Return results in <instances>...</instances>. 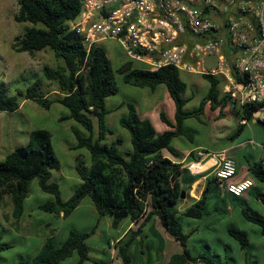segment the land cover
<instances>
[{
	"label": "trees",
	"instance_id": "trees-1",
	"mask_svg": "<svg viewBox=\"0 0 264 264\" xmlns=\"http://www.w3.org/2000/svg\"><path fill=\"white\" fill-rule=\"evenodd\" d=\"M81 8L82 0H18L17 21L30 22L31 25L15 37V50L33 54L49 48L62 63L57 67L44 66L45 78L56 85L53 96L44 91L40 78L26 91L19 90L17 94H10L7 86L0 83V112L16 111L21 107V101L27 99L36 101L45 109H50L54 103L65 105L69 112L59 119H75L87 130L84 132L73 128L77 137L73 148L88 149L91 164L87 165L82 155L77 156L76 170L82 182L74 194L65 200L59 183L52 179L53 170L61 168L52 132L46 128H36L31 131L27 143L16 146L0 160V204L6 196H10L14 217L19 220L25 211L30 184L38 178L41 189L51 195L38 206L45 212L66 218L85 197H90L101 216H112L114 227L127 218L141 222L137 230H131L128 237L117 245L118 255L124 264L132 262L131 247L143 230V225L154 216L160 219L167 232L183 248L182 252L170 257L168 264H238L234 257L228 260L231 257L223 258L218 252H198L195 255L191 252L189 240L197 229L186 231L183 217L204 220L216 211L223 216L228 213L229 203L225 198H219L222 191L216 176H213L208 179L201 197L181 210V205L200 175L192 174L189 168L183 167V163L173 161L164 153L167 149L179 157V151L172 147L173 139L186 136L192 140L194 137L186 126V120H201L208 103L212 108L227 103L228 96L221 94L220 90L221 78L203 74L210 83L209 90L197 107L188 108L191 99L186 96L188 84L177 67L168 65L150 70L125 61L115 69L102 44L95 43L88 50L84 37L70 24ZM117 73L123 74L127 83L139 87L155 90L160 84H166L176 105L175 121L161 111L162 120L170 128L159 133L149 118L140 115L136 104L128 101V112L120 118L121 125L130 132L132 142V149L125 151L119 147L123 143L121 137L107 141L108 134L114 132L107 125L106 118L111 109L106 102L109 96L119 92ZM259 107L260 104L255 102L245 104L240 110L242 118L255 119L254 114ZM250 168L264 182L262 162L251 164ZM183 192L185 197L182 196ZM258 197L264 205V194L259 193ZM220 202L221 207H218ZM240 203L245 204L246 201ZM242 215L247 221L257 224L259 232L264 235V214L243 207ZM96 227L89 231L73 229L64 240L51 234L37 254L19 259L18 264H62L75 251L79 255L75 264H85L88 260L99 263L91 257L88 244ZM227 231L238 242L246 264L252 262L255 258L254 243L249 232L235 224L229 226ZM12 247L13 244L4 241L0 233V264H6L3 252Z\"/></svg>",
	"mask_w": 264,
	"mask_h": 264
},
{
	"label": "rangeland",
	"instance_id": "rangeland-1",
	"mask_svg": "<svg viewBox=\"0 0 264 264\" xmlns=\"http://www.w3.org/2000/svg\"><path fill=\"white\" fill-rule=\"evenodd\" d=\"M18 12V0H0V83L7 86L10 94H17L19 90L26 91L37 79H42L44 91L50 96L54 95L56 85L49 83L44 76V66L50 65L57 67L62 60L56 57L51 49L36 51L30 54L27 51L18 52L14 48L15 37L22 34L30 22H20L16 19ZM107 50L115 69L120 67L126 54L120 42L116 39H107L101 43ZM213 59L208 58V63ZM135 66L146 68L142 62H135ZM117 83L119 92L107 98V107L111 112L107 115L106 121L108 127L114 134H108V142L113 141L117 136L123 139L122 145H119L122 151L132 149L130 132L120 123V118L128 112L127 102L132 101L140 115H148L159 133L168 129V125L162 120L160 113H165L175 118L176 105L166 84H160L155 90L149 87H139L124 80L123 74L117 73ZM181 77L188 84L186 96L191 97L187 104L188 108L197 107L201 98L207 93L210 83L204 75L200 73H188L181 71ZM69 112V109L61 104L54 103L50 109L43 108L39 103L32 99L22 100L21 107L13 112H0V160L13 151L16 146L25 144L30 139V133L36 128H46L52 132L53 145L57 157L61 162L60 170H53L52 179L56 180L61 189L62 197L69 199L75 192L78 185L82 182L77 170V156L82 155L86 164H91V154L86 148H73L77 142V137L73 128H79L84 132L87 130L75 119L60 121L63 114ZM207 119L209 120L208 116ZM197 119L189 118L186 124L189 127L198 125ZM227 120L237 121V117L228 116ZM254 124L253 120H250ZM96 132H97V120ZM254 126V125H253ZM170 128V127H169ZM241 140L250 136L243 134L237 135ZM173 146L180 149L192 145L186 137L179 136L174 138ZM175 146V147H176ZM250 148V147H249ZM238 154L241 159H246L247 150ZM51 198V195L43 191L39 185L38 178L30 184V193L25 200V211L23 216L17 220L13 214V202L10 196H6L0 204V233L3 234L4 241L11 242L13 247L3 252L6 264H18L21 258H30L37 254L45 243L48 235L54 234L60 240L68 237L73 229L89 231L94 226L96 230L88 239L90 245V255L104 264L106 253L102 250L108 248V238L116 237L120 231L127 226L129 220H123L118 227L113 226V218L105 215L101 216L95 208L90 197L83 199L79 208L64 218L62 215L57 217L55 214L45 212L38 206L41 202ZM190 200V198H189ZM192 202V201H191ZM183 207H181V210ZM261 208V207H260ZM214 219L216 224L212 229H204L205 222ZM185 230L190 226L199 225L201 231L192 235L189 240V248L195 255L200 252L211 254L218 252L223 258L231 260L234 257L238 264H246L243 252L240 250L238 242L231 237L227 229L231 225H237L249 232L250 239L255 245V257L249 264H264V235L259 233L258 225L247 221L241 208H237L233 217L219 216L215 220L212 218L198 220L189 217H183ZM155 244L158 239L152 237ZM146 239L138 243V253L135 254L132 264H146L140 258L146 260L143 256H148ZM118 245V244H117ZM116 245V247H117ZM166 248L170 242H166ZM112 246V244H111ZM144 253H143V252ZM155 248L152 252L155 253ZM78 253L75 251L73 256L63 261L62 264H75L78 260ZM242 262V263H241ZM87 264H97L87 262ZM168 264V262H166Z\"/></svg>",
	"mask_w": 264,
	"mask_h": 264
},
{
	"label": "built area",
	"instance_id": "built-area-1",
	"mask_svg": "<svg viewBox=\"0 0 264 264\" xmlns=\"http://www.w3.org/2000/svg\"><path fill=\"white\" fill-rule=\"evenodd\" d=\"M70 24L88 50L116 39L126 61L147 69L171 65L222 78L228 100L240 107L259 103L254 116L264 122V0H82ZM219 155L214 176L220 190L243 196L255 181L233 180L236 160Z\"/></svg>",
	"mask_w": 264,
	"mask_h": 264
},
{
	"label": "crops",
	"instance_id": "crops-1",
	"mask_svg": "<svg viewBox=\"0 0 264 264\" xmlns=\"http://www.w3.org/2000/svg\"><path fill=\"white\" fill-rule=\"evenodd\" d=\"M126 60L127 56L122 61V64ZM221 80V94H225V81L222 78ZM240 110L241 107L239 105L229 100L225 104L221 103L220 105L216 106V108H212V106L208 103L206 105L205 114L203 115L202 119L196 120L198 123L197 126L189 127L186 124L188 129L193 133L194 137L192 140L186 136L184 137H186V139L191 142L192 145L180 149L176 145L175 147L172 144V147L179 151V157L172 155L167 149L164 150L165 155L171 158L173 161L183 163V167L189 168L192 174L200 175L197 181L193 183L192 188L190 189V195L187 196L181 205V207H183L182 209L193 204L201 197L208 179L214 176L216 165L221 159L219 154L224 151L226 155L234 158L237 162L238 170L233 180L241 181L247 178H252L255 181V185L239 199L233 197L230 193L220 192L219 198H225V200L229 203L228 213L223 216L233 217L235 215L236 209L241 208L242 210L243 207H250L257 213L264 214V205L258 197L259 193L264 194V182L260 181L250 168L251 164H254L255 162H262L264 166V122L258 118L252 119L254 124H252L250 120H248V122H243ZM141 116L147 117L148 115ZM207 116L209 120L207 119ZM228 116L237 117V121L232 122V120H227ZM171 120L175 121V118H171ZM243 134L250 137L244 140H241L240 137H237V135L242 136ZM172 143H174V139ZM245 149H248L246 153L247 156L246 159L243 160L238 154L240 153L239 151L245 152ZM200 152L204 154L200 155ZM243 200L246 201L245 204L240 203ZM221 204L222 202L218 204V207H221ZM80 205L77 208H79ZM214 215L215 220L218 219L219 213L217 211L214 212V214L209 218H212ZM127 220H129L127 226L124 227V229L120 231L119 235L116 237L108 238V248L106 250L102 249L106 253V258L103 262L104 264H124L122 258L118 255V248L114 245L111 246V241L116 240L119 244L122 242V240H125L128 237V234L131 230H137L141 223L138 221H133L130 218H127ZM215 224L216 221L211 219L208 222H205L204 229H212L214 228ZM189 227L191 228L188 231L191 229H197L195 233L202 230V227L199 225L193 227L189 225ZM257 231L259 232V229ZM153 236L158 239L157 244H155L153 241ZM56 237L59 238L58 236ZM144 238L146 239L145 244L147 246L148 256H143L146 258V260H143L142 258L140 259L142 262L145 261L146 264H166V262L169 261L170 257L174 253H180L183 251L181 244L167 232L160 219L154 216L151 220L143 225V230L140 232L138 238L131 247L133 258L130 264L133 263L135 254L137 255L138 253L139 241H142ZM167 241L170 242L168 248H166ZM255 246L256 248H259V246L254 244L253 254L255 257H257L255 255ZM153 248L156 250L155 253L152 252ZM87 262L93 261L88 260ZM87 262L85 264H87Z\"/></svg>",
	"mask_w": 264,
	"mask_h": 264
},
{
	"label": "water",
	"instance_id": "water-1",
	"mask_svg": "<svg viewBox=\"0 0 264 264\" xmlns=\"http://www.w3.org/2000/svg\"><path fill=\"white\" fill-rule=\"evenodd\" d=\"M256 116H259V112L256 113ZM182 196H183V197L186 196L185 192H183V195H182Z\"/></svg>",
	"mask_w": 264,
	"mask_h": 264
}]
</instances>
